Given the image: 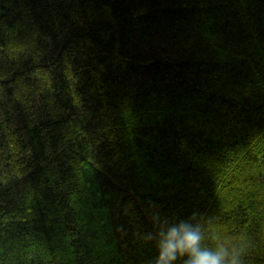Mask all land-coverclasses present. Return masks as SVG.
<instances>
[{
    "label": "trees",
    "instance_id": "1",
    "mask_svg": "<svg viewBox=\"0 0 264 264\" xmlns=\"http://www.w3.org/2000/svg\"><path fill=\"white\" fill-rule=\"evenodd\" d=\"M0 264H264V0H0Z\"/></svg>",
    "mask_w": 264,
    "mask_h": 264
}]
</instances>
